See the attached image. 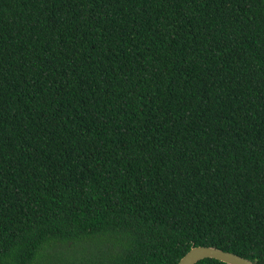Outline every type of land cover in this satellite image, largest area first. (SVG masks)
I'll return each instance as SVG.
<instances>
[{
    "label": "trees",
    "instance_id": "trees-1",
    "mask_svg": "<svg viewBox=\"0 0 264 264\" xmlns=\"http://www.w3.org/2000/svg\"><path fill=\"white\" fill-rule=\"evenodd\" d=\"M193 246L264 264V0H0V264Z\"/></svg>",
    "mask_w": 264,
    "mask_h": 264
},
{
    "label": "water",
    "instance_id": "water-1",
    "mask_svg": "<svg viewBox=\"0 0 264 264\" xmlns=\"http://www.w3.org/2000/svg\"><path fill=\"white\" fill-rule=\"evenodd\" d=\"M204 259H215L226 264H257L235 253L212 246H193L178 264H196Z\"/></svg>",
    "mask_w": 264,
    "mask_h": 264
}]
</instances>
